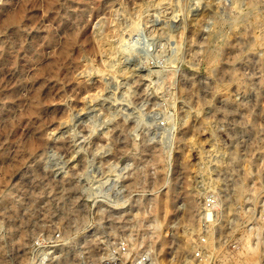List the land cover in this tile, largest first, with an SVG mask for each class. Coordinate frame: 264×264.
<instances>
[{"label": "rangeland", "instance_id": "1", "mask_svg": "<svg viewBox=\"0 0 264 264\" xmlns=\"http://www.w3.org/2000/svg\"><path fill=\"white\" fill-rule=\"evenodd\" d=\"M259 166L264 0H0V264H183Z\"/></svg>", "mask_w": 264, "mask_h": 264}, {"label": "built area", "instance_id": "2", "mask_svg": "<svg viewBox=\"0 0 264 264\" xmlns=\"http://www.w3.org/2000/svg\"><path fill=\"white\" fill-rule=\"evenodd\" d=\"M260 170L257 167L253 176L257 181H248L250 189L244 197L227 198L215 192L203 200L197 213L196 233L190 241L191 252L183 264H235L238 254L246 248L257 251L259 264H264V194L260 193L264 182L258 181L263 175ZM126 251L127 247L121 245L124 264H151L147 252L126 259ZM105 264L123 262L116 254Z\"/></svg>", "mask_w": 264, "mask_h": 264}, {"label": "bare ground", "instance_id": "3", "mask_svg": "<svg viewBox=\"0 0 264 264\" xmlns=\"http://www.w3.org/2000/svg\"><path fill=\"white\" fill-rule=\"evenodd\" d=\"M19 17H20V15H19V13H17V14H13V15H11L10 17H8V19L6 20V22L7 23H15V22H17L18 20H19ZM246 185V184H245ZM240 187H238V185H236L235 186V189H234V192L236 193V194H239V193H241V191H239L240 189H239ZM186 210L187 211H189L190 212V214L188 215V225H191V223H192V221H193V214H191V212L193 211V205L191 204V202H188V204H187V206H186ZM194 208H195V206H194ZM186 221V220H185ZM184 248H185V246H184ZM248 252H250V253H248ZM245 254H251V256H250V258H251V264H256V262H257V264H258V261H256V259L254 258V256L257 254V252L256 251H248V249L246 248V250H245V252H241V253H239L238 254V256H242V257H244L243 255H245ZM248 255H245V261H246V263H247V261H248ZM252 261H256V262H252ZM249 262V263H250ZM156 264V263H155ZM223 264H225V261L223 262ZM235 264H243V262L242 261H240V259L239 258H236V263Z\"/></svg>", "mask_w": 264, "mask_h": 264}]
</instances>
